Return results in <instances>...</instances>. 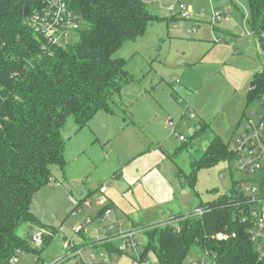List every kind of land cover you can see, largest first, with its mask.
I'll return each instance as SVG.
<instances>
[{
    "label": "rangeland",
    "instance_id": "obj_1",
    "mask_svg": "<svg viewBox=\"0 0 264 264\" xmlns=\"http://www.w3.org/2000/svg\"><path fill=\"white\" fill-rule=\"evenodd\" d=\"M144 1L153 21L114 54L125 61L129 79L108 111H98L83 127L72 117L65 121L66 164L53 167L51 187L33 196L31 208L40 224H24L17 231L39 254L17 252L18 264H104L98 262L101 257L111 264H132L134 254L120 251L124 239L113 240L111 249L108 244L85 248L82 256L62 262L60 228L78 243L102 239L105 226L114 224L112 234L132 232L144 248V229L150 225L170 220L171 213L185 215L222 200L235 182L253 178L227 158L196 169L193 185L189 181L191 161L202 156L216 134L222 133L230 148L245 133L248 119L257 122L264 115V94L251 100L248 94L253 75L264 71V56L250 36L248 0ZM225 9L228 13L213 22V12ZM102 185L108 187L109 217L101 221V207L95 205H83L74 217L69 197L90 194L86 199L94 203ZM87 215L92 222L75 232L73 227ZM39 233L42 246L32 240ZM196 261L212 264L210 256L192 247L182 264ZM146 262L157 263L152 251Z\"/></svg>",
    "mask_w": 264,
    "mask_h": 264
},
{
    "label": "trees",
    "instance_id": "obj_2",
    "mask_svg": "<svg viewBox=\"0 0 264 264\" xmlns=\"http://www.w3.org/2000/svg\"><path fill=\"white\" fill-rule=\"evenodd\" d=\"M36 2L0 0V264L17 252L39 254L17 231L40 224L31 208L33 196L49 183L53 167L66 164L64 123L72 117L83 127L98 111L110 109L129 79L125 61L114 54L154 19L144 0H66L81 20L77 39L67 46L47 45L23 16L24 6L30 10ZM248 3V21L255 30L263 28L264 0ZM248 94L249 100L264 94V71L253 75ZM233 157L216 134L191 161L190 185L196 169ZM238 184L222 200L201 204L199 217L176 214L170 217L176 225L144 229L148 241L141 259L152 251L156 264H182L196 247L213 255L214 264H257L247 225L240 220L248 205Z\"/></svg>",
    "mask_w": 264,
    "mask_h": 264
},
{
    "label": "built area",
    "instance_id": "obj_3",
    "mask_svg": "<svg viewBox=\"0 0 264 264\" xmlns=\"http://www.w3.org/2000/svg\"><path fill=\"white\" fill-rule=\"evenodd\" d=\"M227 13L228 9H225L222 13L219 11L213 12L212 21H218L221 15ZM27 25L42 40V43L67 46L77 39L78 30L81 28V20L69 9L66 0H37L28 12ZM250 36L256 39L264 56V27L253 29ZM217 42H220V39ZM179 140L183 141L184 137L182 135L179 136ZM229 150L234 155L233 158L236 160L238 171L253 176L252 179L239 182L236 190L243 196L245 203L248 205V210H245L246 208L241 210L243 213L240 216V220L247 225V232L257 253V264H264V179H262V175H264V115L258 116L257 122L248 119L245 133L237 138ZM106 191V185L100 186V197L96 201L97 205L102 208L98 215L101 221H105L110 215V208L107 207L108 205L106 206ZM70 202L73 205V214L79 213L83 205L87 208L93 206L88 199L76 200L70 197ZM202 214L203 210L199 207L184 216L199 217ZM91 222L92 218L87 216L85 222L77 224L73 227V230L79 233L86 224ZM162 224L176 225V222L168 220ZM105 227V236L102 239L94 240V244H109L115 239H124L125 242L120 251L134 254L132 264H147L146 260H142L140 257L142 248H139L137 242L133 240L134 233L112 234L115 229L114 224H109ZM60 229L62 230V228ZM42 233L32 237V240L37 245L42 244ZM216 237L222 238V235H217ZM62 249L65 251V254L60 258L62 262L82 256V249L69 239L63 241ZM206 255L211 257L212 264H214L213 255L209 253H206ZM89 259L95 261L96 257L91 254ZM17 261V256L14 255L9 258L7 264H16ZM107 261L106 258L102 257L98 259V262L106 263ZM202 263L203 261L201 263L199 261L194 262V264Z\"/></svg>",
    "mask_w": 264,
    "mask_h": 264
},
{
    "label": "crops",
    "instance_id": "obj_4",
    "mask_svg": "<svg viewBox=\"0 0 264 264\" xmlns=\"http://www.w3.org/2000/svg\"><path fill=\"white\" fill-rule=\"evenodd\" d=\"M209 129V128H208ZM207 129V130H208ZM50 185H51V182L49 183ZM49 184H47L46 186H44L43 188H41L40 190H38L37 191V193L39 192V191H42V190H44V191H46L47 190V188H50L51 186H49ZM56 186H58V187H60L61 186V184L59 183V182H56V184H55ZM46 189V190H45ZM63 190H57V192H60L62 195H64V192H62ZM107 191H108V187H107ZM107 191H106V193H107ZM97 192L99 193V189L97 190ZM105 193V194H106ZM45 195H47V192L45 193ZM90 196V194H87L86 196H84L83 198H81V199H79V200H84V199H86V198H88ZM70 198V197H69ZM92 204H93V206L95 205V206H97V207H100V206H98L97 205V202H96V200L94 201V203L92 202ZM109 207H111L110 206V204H109ZM102 209V208H101ZM100 209V210H101ZM100 210H99V213H100ZM32 211L34 212V210L32 209ZM35 213V212H34ZM79 213H81V212H79ZM98 213V214H99ZM75 216L74 217H77V215H78V213H75L74 214ZM173 215H176V213H171L170 215H168L167 217H166V219H168V218H170L171 216H173ZM88 216V215H87ZM165 219V220H166ZM78 220H81V219H78ZM75 222H80V221H75ZM81 222H83V221H81ZM60 231L63 233V239L64 238H66V239H68V237H67V235L65 234V230H61L60 229ZM64 241V240H63ZM92 241H94V240H91L90 238H84V240L83 241H80V242H78V243H76V245L79 247V248H81L82 250H84L85 248H90V247H95V245H102V244H90ZM108 245H110V243L108 244ZM108 248H110L111 249V247L109 246ZM113 251L111 250L110 251V253H112ZM75 258V257H74ZM18 259V258H17ZM110 260V261H109ZM107 262H106V264H111V259H109ZM16 264H18V261H17V263Z\"/></svg>",
    "mask_w": 264,
    "mask_h": 264
},
{
    "label": "water",
    "instance_id": "obj_5",
    "mask_svg": "<svg viewBox=\"0 0 264 264\" xmlns=\"http://www.w3.org/2000/svg\"><path fill=\"white\" fill-rule=\"evenodd\" d=\"M29 12V9L27 6H24V9H23V16L26 17L27 14ZM222 133H219L218 135L221 136ZM64 241L66 240V238L63 239Z\"/></svg>",
    "mask_w": 264,
    "mask_h": 264
}]
</instances>
